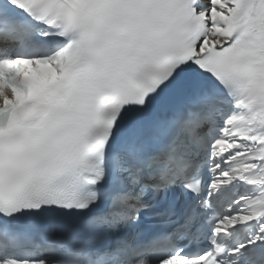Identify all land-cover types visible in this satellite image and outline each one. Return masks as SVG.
Listing matches in <instances>:
<instances>
[{"label":"snow or ice","instance_id":"obj_1","mask_svg":"<svg viewBox=\"0 0 264 264\" xmlns=\"http://www.w3.org/2000/svg\"><path fill=\"white\" fill-rule=\"evenodd\" d=\"M0 264H264V0H0Z\"/></svg>","mask_w":264,"mask_h":264}]
</instances>
